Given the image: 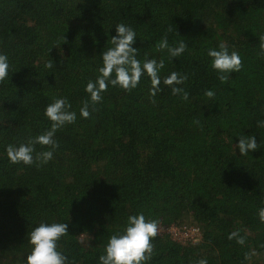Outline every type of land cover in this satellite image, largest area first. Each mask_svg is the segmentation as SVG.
<instances>
[{"label":"trees","instance_id":"16d2710c","mask_svg":"<svg viewBox=\"0 0 264 264\" xmlns=\"http://www.w3.org/2000/svg\"><path fill=\"white\" fill-rule=\"evenodd\" d=\"M120 23L136 32L137 59L163 60L160 91L150 96L145 73L131 91L109 84L93 104L85 87L100 75ZM261 35L264 0H0V54L9 62L0 82V264H26L41 222L68 225L57 241L65 264H100L109 238L139 214L200 232L194 242L158 232L144 264H264ZM165 36L186 50L170 57L158 48ZM222 43L243 65L225 83L207 55ZM172 72L187 74L178 85L187 101L163 83ZM58 98L76 120L55 133L53 158L10 163L6 146L48 130L44 110ZM242 135L255 136L258 149L240 155Z\"/></svg>","mask_w":264,"mask_h":264},{"label":"clouds","instance_id":"9594fccd","mask_svg":"<svg viewBox=\"0 0 264 264\" xmlns=\"http://www.w3.org/2000/svg\"><path fill=\"white\" fill-rule=\"evenodd\" d=\"M116 35L111 37V45L102 53L103 66L98 69L100 75L95 82L89 81L85 91L90 94L93 104L102 100L101 93L107 91L109 84L119 86L126 91L136 88L141 77L146 73L151 80L150 96L155 97L160 91L159 70L164 67L163 60L157 62L155 59L145 57L144 61L137 59L138 48L132 45L136 39V32L123 23L115 25ZM168 31H171L169 29ZM178 35V34H177ZM63 40L67 42L64 37ZM260 56H264V35L259 37ZM159 49H167L170 57L181 55L187 48L184 40H179L174 47L169 46L165 36L158 43ZM207 55L211 59V67L220 75L218 79L225 83L228 81L229 73L239 72L242 68V60L238 52H229L225 44L219 45V50L208 49ZM47 69H53L54 63L50 60L45 64ZM8 57L0 54V82L8 78ZM114 75V78H113ZM188 79L187 74L172 72L163 83L171 87L173 95L181 96L187 101L189 93L178 85H183ZM205 97L214 98L212 90H206ZM153 102H155L153 100ZM71 104L66 98L54 99L46 106L44 115L51 121V127L42 134L30 139L27 143L19 146L9 144L6 146L7 157L12 164L23 163L32 165L36 161L46 164L53 158L54 151L59 147L55 139L57 130L66 124H72L76 120V113L69 111ZM80 115L87 119L90 116L88 101L83 102ZM199 123V121H196ZM259 127H264V121L257 122ZM47 147L48 150L36 152L35 145ZM240 155H247L249 150L258 149L255 136L242 135L235 144ZM35 153V157H34ZM260 219L264 222V209L260 210ZM64 235H68L66 223L54 222L51 224L41 222L36 226L28 237L32 245L30 254L26 257V264H65L66 257L57 250V241ZM158 235V221L146 220L143 214L128 217L127 225L122 234H113L105 247V254L99 257L100 264H144L152 258L153 245L151 240ZM237 236V233L229 235V239ZM238 243L243 244L244 239L240 237ZM197 264H207L206 259H200Z\"/></svg>","mask_w":264,"mask_h":264},{"label":"built area","instance_id":"2783aa9c","mask_svg":"<svg viewBox=\"0 0 264 264\" xmlns=\"http://www.w3.org/2000/svg\"><path fill=\"white\" fill-rule=\"evenodd\" d=\"M164 231L169 233L173 238L180 241L194 242L200 237V232L198 227L191 224L190 225L184 224L182 226H177L174 224H170V225L159 224L158 232H164ZM179 232L181 233L180 236H178Z\"/></svg>","mask_w":264,"mask_h":264},{"label":"rangeland","instance_id":"374dc122","mask_svg":"<svg viewBox=\"0 0 264 264\" xmlns=\"http://www.w3.org/2000/svg\"><path fill=\"white\" fill-rule=\"evenodd\" d=\"M180 235H181V233L179 232L178 236H180Z\"/></svg>","mask_w":264,"mask_h":264}]
</instances>
